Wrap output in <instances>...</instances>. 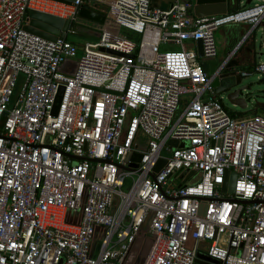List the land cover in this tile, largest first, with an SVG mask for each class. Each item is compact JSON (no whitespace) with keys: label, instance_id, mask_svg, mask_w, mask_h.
<instances>
[{"label":"built area","instance_id":"2783aa9c","mask_svg":"<svg viewBox=\"0 0 264 264\" xmlns=\"http://www.w3.org/2000/svg\"><path fill=\"white\" fill-rule=\"evenodd\" d=\"M195 1L0 0V264H125L147 233L140 264H264V116H232L212 85L244 39L213 74L184 43L213 58L214 32L251 34L264 0ZM81 8L105 17L96 42L67 39L93 32ZM29 10L68 20L65 37L28 31Z\"/></svg>","mask_w":264,"mask_h":264},{"label":"water","instance_id":"95a60500","mask_svg":"<svg viewBox=\"0 0 264 264\" xmlns=\"http://www.w3.org/2000/svg\"><path fill=\"white\" fill-rule=\"evenodd\" d=\"M155 1V0H153ZM229 0H196L193 8V12L195 16H210V15H221L227 13V3ZM254 0H246V4L250 5L251 2ZM80 17L91 20L97 23L104 22V15L96 12L94 10H90L87 8H81L79 11ZM28 19L29 22L25 26L26 29L30 32L39 34L45 38L56 40L57 37L63 39L65 37V31L68 27V20L59 18L54 15L42 13L36 10H29L28 12ZM256 29V28H255ZM76 32L86 33L85 28L77 27L74 29ZM251 47L249 49L250 53L257 57L259 53L256 51V44H255V37L251 36ZM197 47V55L199 57H203V45L202 41L199 39L196 41ZM243 49V48H242ZM241 49V51H242ZM233 56L228 62L224 64V66L220 69L218 74L213 77L212 85L214 87V91L219 96L224 95L225 92L226 99L231 104L244 109L247 106V102L252 99L253 92L250 91V87L248 85L238 86L241 81V77L235 71L231 69L234 68L233 64L231 63ZM253 59L252 62H254ZM68 61L66 60L61 66L60 71H64V66ZM213 72V71H212ZM211 72V73H212ZM62 89H60L57 102L60 100ZM255 102L256 107H264V103ZM58 108L56 105L55 112ZM170 145L176 146V141H170ZM145 147V146H144ZM95 161V160H91ZM164 160H160L155 169L158 170L163 164ZM192 173V172H191ZM148 239H151V234L147 233ZM148 240H146L142 245L136 244L134 247L133 252L129 255L125 264H140L141 260L143 259L144 253L147 250Z\"/></svg>","mask_w":264,"mask_h":264},{"label":"rangeland","instance_id":"374dc122","mask_svg":"<svg viewBox=\"0 0 264 264\" xmlns=\"http://www.w3.org/2000/svg\"><path fill=\"white\" fill-rule=\"evenodd\" d=\"M161 3H164V1L167 2H171V0H159ZM241 1V4H246V0H239ZM254 1L251 2L250 5L253 4ZM169 4V3H168ZM248 6V5H247ZM28 19V18H27ZM83 22L88 25L90 27V29H93V32L91 33H80V32H76L75 33H68L67 35V39L71 40L73 42H76L78 44H84L85 41L88 42H96L99 39V35H98V31L95 30L97 27L100 26L99 23H95L91 20H83ZM83 28H86L87 26H82ZM224 27H228V25H225ZM221 28V27H220ZM119 32L132 39V40H138L139 39V35L137 33H135L132 30H128L126 28H120ZM251 36L255 37V44H256V51L259 53V55H257V61H264V26L259 25L254 31L253 33L250 34ZM185 44L190 43L189 41L184 42ZM191 44V43H190ZM188 48V47H187ZM166 49H179L178 46L172 45V44H161L160 46V50H166ZM190 49V47L188 48ZM191 49H196L197 47L196 45H193ZM82 55V51H79L78 54L76 55V57L73 59V61H77ZM199 60V59H198ZM243 85H248L250 87V91L253 92V96L252 99H250L247 102V106L244 109H241L233 104H231L230 102H228V100L226 99V94L225 92L223 93L224 95L220 96L221 98V104L224 108H226L229 112H233L235 113V115L241 113L243 115H251L253 113H257L258 112H262V109L260 107H256L255 102H259V103H264V73L259 74V73H254L252 75L246 76V77H242L240 83L238 84V86H243ZM189 95H184V97H188ZM184 105H181L178 109V111L176 112V115L174 117V119L178 116V114L182 111ZM129 180H126V183L123 187V190H127L129 187ZM72 213V212H69ZM68 213V214H69ZM76 214H80L79 210H75ZM145 234V233H143ZM97 241V240H96ZM94 241V247L97 245V243L95 244ZM150 241V239H148V242Z\"/></svg>","mask_w":264,"mask_h":264},{"label":"crops","instance_id":"0c3cea01","mask_svg":"<svg viewBox=\"0 0 264 264\" xmlns=\"http://www.w3.org/2000/svg\"><path fill=\"white\" fill-rule=\"evenodd\" d=\"M170 2L164 1L161 3L159 0H155V6L165 8L167 7ZM254 3V2H253ZM250 6V5H248ZM247 4H241L239 0H229L227 3V12H234L238 9L248 7ZM264 26V18L262 23L260 24ZM255 30V29H254ZM253 30V31H254ZM249 31L248 24H229L228 27H221L214 32V41L216 47V55L211 58L207 59L204 57H198L200 63L203 65L204 69L209 73L213 74L216 70H218L224 61L227 59L231 50L243 40V43L239 47V49L235 52V58L232 59L231 63L233 64L234 68L231 69L232 71L240 72V70H246L245 68L251 67L255 63H259L262 61H257V57L250 53L249 49L251 47V35L247 34ZM253 33V32H252ZM193 44H186V47L192 48ZM243 48V49H242ZM242 49V51H241ZM253 59H255L254 62ZM213 71V72H212ZM212 72V73H211ZM262 112H258L255 114L264 116V107H260ZM72 214V213H71ZM72 216V215H71Z\"/></svg>","mask_w":264,"mask_h":264},{"label":"trees","instance_id":"16d2710c","mask_svg":"<svg viewBox=\"0 0 264 264\" xmlns=\"http://www.w3.org/2000/svg\"><path fill=\"white\" fill-rule=\"evenodd\" d=\"M250 68H251V67H249V68H245V69H246V70H249ZM230 113H231L232 116L235 115V113H233V112H230ZM237 115H240V116H241V115H243V114L239 113V114H237ZM99 230H100V228L98 229V233H96V236L99 235Z\"/></svg>","mask_w":264,"mask_h":264},{"label":"bare ground","instance_id":"6f19581e","mask_svg":"<svg viewBox=\"0 0 264 264\" xmlns=\"http://www.w3.org/2000/svg\"><path fill=\"white\" fill-rule=\"evenodd\" d=\"M184 122H187V119Z\"/></svg>","mask_w":264,"mask_h":264},{"label":"flooded vegetation","instance_id":"af4514ba","mask_svg":"<svg viewBox=\"0 0 264 264\" xmlns=\"http://www.w3.org/2000/svg\"><path fill=\"white\" fill-rule=\"evenodd\" d=\"M145 248H146V246H145Z\"/></svg>","mask_w":264,"mask_h":264}]
</instances>
